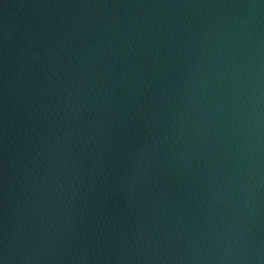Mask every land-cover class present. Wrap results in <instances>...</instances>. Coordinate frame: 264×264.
Returning a JSON list of instances; mask_svg holds the SVG:
<instances>
[{"label":"water","instance_id":"95a60500","mask_svg":"<svg viewBox=\"0 0 264 264\" xmlns=\"http://www.w3.org/2000/svg\"><path fill=\"white\" fill-rule=\"evenodd\" d=\"M0 264H264V0H0Z\"/></svg>","mask_w":264,"mask_h":264}]
</instances>
